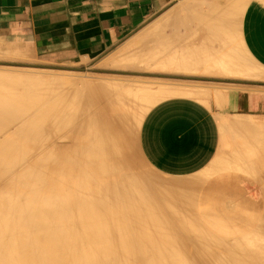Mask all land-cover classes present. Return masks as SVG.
<instances>
[{
  "label": "bare ground",
  "instance_id": "6f19581e",
  "mask_svg": "<svg viewBox=\"0 0 264 264\" xmlns=\"http://www.w3.org/2000/svg\"><path fill=\"white\" fill-rule=\"evenodd\" d=\"M244 3L233 8L235 25ZM207 28L189 36L196 54L186 67L213 66L245 79L257 75L223 44L229 39L220 38L218 51L228 47L231 56L208 45L214 28ZM133 58L125 56L129 65L137 62ZM23 67L0 68V264H264V205L252 230L213 233L195 214L204 173V179L158 178L127 157L124 126L138 125L158 99L190 95L191 89L72 80L30 72L37 67L32 63ZM259 145L264 141L255 137L249 156ZM242 161L233 167H251V159Z\"/></svg>",
  "mask_w": 264,
  "mask_h": 264
},
{
  "label": "crops",
  "instance_id": "0c3cea01",
  "mask_svg": "<svg viewBox=\"0 0 264 264\" xmlns=\"http://www.w3.org/2000/svg\"><path fill=\"white\" fill-rule=\"evenodd\" d=\"M233 1L0 0V42L24 45L36 59L42 61L78 62L81 59L97 58L123 43L126 45L128 40L144 31L143 38L132 46L135 48L138 44L137 47L140 48V45H143L146 52H132L133 60L146 59V65L155 70L146 73L149 76L191 77L179 79L186 82L166 83L191 89V94L167 96L150 106L142 115L136 130L131 133L133 151L135 149L150 169L166 179L197 176L204 179L205 175V181H202L210 191L206 194V188L202 190L201 187L197 198L202 197V203H245L247 210H261L262 214L264 146L259 145L252 157L249 156L252 152L248 146L255 137H258L261 143L264 141V128H261L264 127V80H237L233 75H226L232 74L231 71L213 66L186 67L190 55L196 54L190 48L192 38L195 35L198 37L203 31L202 28L206 30L209 25L207 29H214L213 32L208 30L211 32L206 38L208 45L216 46L213 49L218 51L221 45L219 42H228L226 40L229 39L230 44H223L236 53L231 44L234 45L232 40L238 38L248 58L264 69V52L260 54L253 49L254 44L264 49V2L251 0L243 11H240L241 41L239 23L235 25V20H232L235 17L236 3L240 0ZM227 4L230 7H226L224 11L223 6ZM220 11L227 12L229 18H232L227 19L228 15H220L225 18L220 21ZM226 19L229 22L226 23ZM216 24L220 26L218 29ZM213 25L214 27H211ZM223 26H229L231 35L227 32V27L226 32L221 31L224 30ZM253 28L261 30V36L257 39L250 34ZM196 29V32L189 33ZM217 30L221 32H216ZM208 31L203 34H208ZM247 48L259 62L254 60ZM223 49L230 56L233 54L229 53L228 47ZM14 51L17 50L10 52ZM152 61L156 66L174 70L149 66ZM185 71L199 72L189 75ZM220 75L226 77L220 78ZM239 118L247 125L237 126L235 121ZM247 126L251 129L245 128ZM246 159H251L250 165H247L251 166L250 168L241 171L233 167L238 160ZM200 218L211 232L219 235L238 236L248 232L223 234L217 229L214 230L216 224L212 226L204 218ZM215 218L224 222L222 224L227 228L231 226L239 229L241 219L247 217L236 212Z\"/></svg>",
  "mask_w": 264,
  "mask_h": 264
},
{
  "label": "rangeland",
  "instance_id": "374dc122",
  "mask_svg": "<svg viewBox=\"0 0 264 264\" xmlns=\"http://www.w3.org/2000/svg\"><path fill=\"white\" fill-rule=\"evenodd\" d=\"M250 1L251 0H248V1L246 0V4L244 3L245 5H243V9L249 4ZM261 1L264 2V0H261ZM229 3L230 2H228V4ZM227 5L223 6V9L226 8ZM241 8H242V6H241ZM220 12H222V11H220ZM224 15L227 16V13H224ZM240 16H242V12H241ZM240 21H241V17H240ZM240 21H239L238 32H239V38L241 40V37H240ZM196 30H191V31H189V33L196 31ZM143 32L137 34V36L128 40L126 42V45H125V43H123V44L118 45L117 47H114L113 49H110L109 51L103 53L101 56H99L97 58L81 59L78 62L54 63V62L42 61L40 59H36L33 56V54L30 53V50H28L24 45L7 44L4 42H0V68L3 69L5 67L6 68L7 67L8 68H10V67L14 68L15 67L18 71L24 72V71H22L23 70L22 68H27V67H23V66H25V63L26 64L32 63V64H35L37 67H36V69H31L34 71H30V72H33L35 74L44 75V76H50L51 77L54 75L52 73H56L61 77L69 78L72 80L81 79V78L85 77L84 79L88 78L89 80L103 78L104 81H107V82H115L116 81V83H123V82L126 83V81H127V83L132 82L135 84L136 83L137 84L145 83V84H148V87H151L154 90L156 88H158L159 86L181 88L180 86L166 85V83H168V82H171V83L183 82L184 80H179V79L180 78H186L187 79V78H191V77H178L176 75H174L173 77H165V78L164 77L149 76L147 74L155 72V70H154V68L148 67L146 64L144 65L143 61L137 60V63L134 66L129 65L128 61L125 59V56L127 54L132 53V52H136V53L146 52V48H144L143 45H140V48L137 47L138 44H136V47L134 46L135 48H133V46H132L134 43H136L137 41H140L143 38V34H142ZM260 33H261V30L257 29V28H253L250 31V34L253 35L254 39L259 38L261 36ZM139 35H141V37H138ZM233 43H234V47H236V48H234L235 52L237 51L236 52L237 60L239 62H241L242 66H244L246 68H250V70H254V72L257 74L256 76L252 77V81L264 80V69H261L260 67H258L254 62H252L248 58V56L246 55L244 49L242 48V46L239 42V39L235 38ZM10 45H17L18 47H12ZM222 46H223V44H222ZM13 49L17 50V51L20 50V51L19 52L14 51L13 53H15V54H13V53H11L13 51ZM253 49L255 51L259 52L260 54H262V52H264V49H262V46H259V45L254 44ZM247 50L249 52L248 48H247ZM249 54H250V52H249ZM238 56H239V58H238ZM251 56L254 58V60H256V58L253 55H251ZM257 62H259V61H257ZM58 66L72 67V68L90 67L91 69L78 70V69L55 68ZM149 66H154L156 68L163 69V70H165V69L174 70L173 68H162L161 66H156V64L153 61ZM25 70H29V69H25ZM136 72H142L144 74L139 75ZM197 72H199V71H188L185 73H188L189 75L190 74L196 75ZM223 74H225V73H223ZM226 75H230V76L233 75L236 77L237 80L248 79V78L245 79L244 76H241V75L239 76L236 74H226ZM226 75L225 76L220 75V78L226 77ZM110 78L113 80L110 81ZM100 80H102V79H100ZM122 80H124V81H122ZM161 80L164 82H162ZM152 82H155L156 84H153ZM184 82H186V81H184ZM187 82L190 83V81H187ZM185 89H187V88H185ZM156 93L157 92H153V95L151 94V96L152 97H154V95L156 96ZM169 96H171V95H169ZM165 97H167V96H165ZM165 97H163V98H165ZM160 99H162V98H160ZM160 99H158L157 101H159ZM157 101H155V102H157ZM139 109H140V106L138 104L133 109V112H136V111L138 112ZM136 128H137V124L133 125V128L131 126H128L127 129L124 126V131L126 132L124 134L125 140L128 141L131 145L129 155H127V157L129 156V159L135 160V163H137L136 165L141 172H143L145 174H149L151 176L158 177V178L166 179L163 175H159L154 170L150 169L145 164V162L141 159V157H139V155H138L137 151H135V149L133 151V146H132L133 144H132L130 138H131L132 131L136 130ZM219 170H212V172H216ZM241 171H244V170H241ZM167 179H174V178L168 177ZM201 184H202L201 187H203L202 190H204V188H206V190H207L206 194H208L210 191V188L208 186H205L203 183H201ZM216 194L218 195V193H216ZM201 200H202V197L197 198V202L195 203V208H196L195 214L197 216L204 218V220L208 224H211L212 226L214 224H216L217 227L214 228V230L217 229L220 232H222L223 234H232L233 235V234L243 233V232L252 230L254 223L260 222V221L259 222H257V221H258V219L260 220L259 215L261 214V210H257V209L247 210L245 208V206H246L245 203H218V202L217 203H202ZM236 212L240 213V215H244V217H247V218H244V220L241 219V226L238 227L239 229L232 228L231 226H228V228H227L226 226H224L222 224L224 222H222L220 219L217 220L215 218V217H219V216L233 215Z\"/></svg>",
  "mask_w": 264,
  "mask_h": 264
},
{
  "label": "water",
  "instance_id": "95a60500",
  "mask_svg": "<svg viewBox=\"0 0 264 264\" xmlns=\"http://www.w3.org/2000/svg\"><path fill=\"white\" fill-rule=\"evenodd\" d=\"M55 68H62V69H78V70H84L85 67H76V68H72V67H61V66H58V67H55Z\"/></svg>",
  "mask_w": 264,
  "mask_h": 264
}]
</instances>
